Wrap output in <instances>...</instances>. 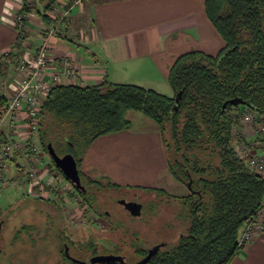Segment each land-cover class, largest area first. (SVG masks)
Listing matches in <instances>:
<instances>
[{
  "label": "trees",
  "instance_id": "trees-1",
  "mask_svg": "<svg viewBox=\"0 0 264 264\" xmlns=\"http://www.w3.org/2000/svg\"><path fill=\"white\" fill-rule=\"evenodd\" d=\"M42 2L41 17L47 19V11L57 0H32L31 5ZM65 2L69 5L71 0ZM203 6L224 45L215 55L190 50L176 56L167 73L171 96L133 83L57 84L39 110L40 154L49 157L50 170L65 180L47 145L58 156L73 157L85 187L84 193L76 191L94 210L92 189L99 181L84 176L79 168L89 144L100 135L129 129L130 111L157 124L168 155L167 170L188 193L178 197L177 217L184 222V232L173 243L161 242L144 264H229L243 245L239 237L245 224L263 202L264 179L238 155L235 139L242 136L234 127L247 109L264 116V0H203ZM16 58L12 51L0 55V109L8 101L5 86ZM177 93L180 97L175 103ZM236 99L239 102H231ZM20 159L18 154L13 157L15 169L25 166ZM105 184L117 188L109 181ZM88 246L91 241L84 245ZM65 247L62 257L68 264H79L67 257ZM95 247L78 259L109 253ZM133 247V253L140 255L137 262L152 246L133 243ZM111 253L124 259L117 251Z\"/></svg>",
  "mask_w": 264,
  "mask_h": 264
},
{
  "label": "crops",
  "instance_id": "crops-1",
  "mask_svg": "<svg viewBox=\"0 0 264 264\" xmlns=\"http://www.w3.org/2000/svg\"><path fill=\"white\" fill-rule=\"evenodd\" d=\"M65 3L57 0L66 9L60 22L61 32L49 35L47 30L55 21L49 10V19H42L43 3L25 10L24 0H0V55L12 51L17 57L31 60L44 43L49 53L46 79L62 69L63 59H68L76 71L75 78L60 76L54 85L133 83L156 91L162 88L160 93L171 96L167 73L176 56L190 50L215 55L224 45L204 13L203 0H84L75 6ZM6 4L11 5L7 10ZM22 10L27 11V18L25 26L18 29L15 17ZM81 22L86 25V32H70L73 23ZM19 74L11 68L7 89L14 87ZM128 116L133 121L137 117ZM25 121L21 119L16 124L20 130L24 129ZM135 125L132 123L129 129L92 140L80 163L83 175L136 188L167 185V161L159 130L150 124L138 128ZM246 128V141L255 140V147H250V151L264 157L263 139L254 127ZM2 130L6 138H19L23 134V131L16 134L7 120L3 121ZM20 183L26 187L25 193L34 194V198L24 193L18 197L14 201L20 207L18 212L30 211L33 205L49 227L57 231L74 228L63 223L64 203L69 198L63 196L59 201V197L52 192L53 195L47 194L41 186L35 194L32 183ZM81 225L85 224L81 221L75 228L84 229ZM229 264H264V215L256 220L252 237Z\"/></svg>",
  "mask_w": 264,
  "mask_h": 264
},
{
  "label": "rangeland",
  "instance_id": "rangeland-1",
  "mask_svg": "<svg viewBox=\"0 0 264 264\" xmlns=\"http://www.w3.org/2000/svg\"><path fill=\"white\" fill-rule=\"evenodd\" d=\"M81 1L84 0H80L79 3ZM25 4L27 8H30L32 0H27ZM59 8L61 9L60 6ZM49 11L51 14L60 17L54 11ZM63 19L64 17L59 22L57 21L59 25ZM85 27L86 25H83L82 22L80 24L73 23L72 29L74 30L71 28L69 30L70 32L81 31L82 33L86 32ZM58 32H61V30ZM13 64L11 67H13ZM7 84L6 82V86ZM167 85L169 86L168 83ZM158 91L163 92L162 88H158ZM130 112L137 115L134 121L130 118L131 123L136 124L137 128L150 124L158 129L155 122L141 113ZM133 114H129L130 117ZM141 116L144 120L141 119ZM247 126H250V129L254 127L253 125ZM242 139L246 141L247 134L242 136ZM250 142H253V140ZM20 161L22 160L20 159ZM36 167L39 172H35L30 181L37 179L40 181L39 175H42L51 183L48 187L43 185L46 188L44 191L46 190L47 193L50 191L61 193L60 195L64 196L65 199L69 198V202L64 203L66 207L63 223L68 224V226L74 225V228L57 231L55 228L49 227L44 222L45 219L38 215L40 213L38 208L33 205L30 207V211L18 212L20 207L14 205V201L23 193L30 196V198H34V194H26V187L20 182L16 184L15 188L12 185L5 187L0 184V209L2 212L0 215V264H68L62 257L64 246L68 249V253L75 256L76 259L87 257L91 252L90 248L96 246L95 248L99 251L103 249H105L104 252L109 253L117 251L124 255L125 262L135 263L140 255L133 253V243L141 244L144 248L163 241L165 245H168L176 241L180 233L184 232V222L177 217L181 209L178 197L187 194L188 189L184 184L176 181L168 170L166 175L167 185H162L163 188H136L115 183L117 188H112L105 184L109 181L107 179L88 177L92 181H99V184L92 189V193L95 195L94 210L93 207H88L83 198L81 199L80 193L68 180H65L55 169L50 170L53 166H51L50 159L46 154L41 156ZM18 172L23 179H25V176L28 177L25 174L27 166H22ZM56 176H58V179L55 181L54 177ZM25 182L24 180L23 183ZM44 182L45 180H42V183ZM30 183L33 184L32 193L38 194L39 183ZM121 195L126 198L140 200L143 203L139 217L132 216L115 202V199L121 197ZM105 210L112 213V215L110 213L104 215ZM81 221L85 224L81 226L85 228L78 230L75 225ZM90 241L92 246L84 247Z\"/></svg>",
  "mask_w": 264,
  "mask_h": 264
},
{
  "label": "built area",
  "instance_id": "built-area-1",
  "mask_svg": "<svg viewBox=\"0 0 264 264\" xmlns=\"http://www.w3.org/2000/svg\"><path fill=\"white\" fill-rule=\"evenodd\" d=\"M80 0H71V5H77ZM68 3H65L67 5ZM62 7V5H60ZM60 17L53 15L54 20H56L53 25L47 30L49 35H55L60 30L59 20L66 14V9L59 8V5H53L50 9ZM27 18V11H21L15 17V26L18 29H22L25 26V20ZM58 21V22H57ZM47 46L43 43L35 51L34 56L31 60H25L23 57H17L14 61L12 69L19 72L18 80L14 83L12 89L5 88V94L7 96V104L0 109V184L7 186H16L18 182L26 183L34 182L40 183L42 188L51 185L49 180L42 175H39L40 181H30L32 175L35 172H39V169L35 166L38 165L41 158L39 150V140H38V121H39V110L44 97L49 92L50 88L54 85L60 76L66 77H76V71L72 67L68 59H63L61 61V70L58 73H52L49 78L46 79V73L48 69L49 53L46 48ZM31 63V66H30ZM27 70L28 72H24ZM24 112L25 115L22 116L21 113ZM25 119V123L22 125L24 129L20 130L18 121ZM9 121L10 126L13 131L18 134L23 131V134L19 138H6L4 137L2 130L3 121ZM253 125L254 131L261 136L264 142V116L257 113L256 111L246 110L240 116V122L234 127L235 133H240L241 136L246 134V126ZM243 139H235V149L241 158L246 159L247 166L253 169L264 179V157L258 156L255 152L250 151V147H255V140L250 142L248 145ZM15 154L20 155L21 160L27 166V178L25 179L19 175L20 169H13L12 161ZM6 177V178H4ZM29 178V179H28ZM28 179V180H27ZM58 176L54 177L56 181ZM42 180H45L42 183ZM44 186H43V185ZM40 187V188H41ZM1 189V188H0ZM51 193V191L49 192ZM53 193V192H52ZM51 193V194H52ZM48 194V193H47ZM54 196L63 197L58 193H53ZM52 194V195H53ZM264 215V197L261 207L257 210L253 219H250L239 237V243L244 244L246 241L250 240L253 235L254 223L259 217Z\"/></svg>",
  "mask_w": 264,
  "mask_h": 264
},
{
  "label": "water",
  "instance_id": "water-1",
  "mask_svg": "<svg viewBox=\"0 0 264 264\" xmlns=\"http://www.w3.org/2000/svg\"><path fill=\"white\" fill-rule=\"evenodd\" d=\"M180 97V93H177L176 97H175V103L178 102V99ZM231 102H239V100H232ZM48 148V152L50 154V156L52 157L55 165L61 170V172L63 173V175L65 176L66 179H68L77 190H80L81 192H85V187L82 184L81 180H80V176L78 174V169L76 166V162L73 159V157L70 154H65L62 156H58L55 152L54 149L51 147L50 144L47 145ZM123 205L124 207L130 212V214L132 216H137L139 217L141 215V208H142V204L140 202L137 201H123ZM163 245V243H157L155 245H153L152 247H150L148 249L147 254L141 258L140 260H138L135 264H144L145 262H147L151 256ZM67 248L65 247V252L67 257L76 263L79 264H92V263H96V262H111L113 264H126V262L123 259L122 255L119 254H113V253H106V254H96L93 255L91 257H89L88 260H80V259H76L72 256H70L67 253Z\"/></svg>",
  "mask_w": 264,
  "mask_h": 264
},
{
  "label": "flooded vegetation",
  "instance_id": "flooded-vegetation-1",
  "mask_svg": "<svg viewBox=\"0 0 264 264\" xmlns=\"http://www.w3.org/2000/svg\"><path fill=\"white\" fill-rule=\"evenodd\" d=\"M124 200L125 201H137V202H140L142 204V206H143V203L140 200L126 198L124 195H121V197L115 199V202L118 203L119 205H121L125 210H127V209L123 205V201ZM127 212H129V211L127 210ZM108 213H110V212L109 211H106V210L104 211V214L109 215ZM129 214H130V212H129ZM110 215H112V213H110Z\"/></svg>",
  "mask_w": 264,
  "mask_h": 264
},
{
  "label": "clouds",
  "instance_id": "clouds-1",
  "mask_svg": "<svg viewBox=\"0 0 264 264\" xmlns=\"http://www.w3.org/2000/svg\"><path fill=\"white\" fill-rule=\"evenodd\" d=\"M10 7H11V5H7V4H6V10H7V8H10Z\"/></svg>",
  "mask_w": 264,
  "mask_h": 264
}]
</instances>
